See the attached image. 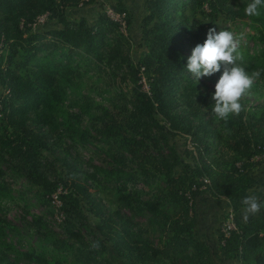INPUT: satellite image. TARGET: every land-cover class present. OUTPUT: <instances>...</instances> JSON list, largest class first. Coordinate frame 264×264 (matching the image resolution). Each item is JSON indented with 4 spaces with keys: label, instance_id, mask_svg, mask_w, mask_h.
<instances>
[{
    "label": "trees",
    "instance_id": "1",
    "mask_svg": "<svg viewBox=\"0 0 264 264\" xmlns=\"http://www.w3.org/2000/svg\"><path fill=\"white\" fill-rule=\"evenodd\" d=\"M94 1L0 0V147L15 155L29 151L23 149L30 136L27 121L43 122L57 112L64 82L81 61L97 74H125L132 86L124 92L123 119L140 135L130 149L138 159L132 176L152 188L145 199L136 190L119 188L116 199L134 213L148 214L164 233L152 240L122 208L104 210L93 196V184L68 162L61 209L85 218L79 202L84 198L100 219L95 238L100 248L92 250L93 241L71 227L67 233L72 241L55 238L53 242L70 250L81 264H114L102 254L105 240L131 264H211L209 243L193 232L194 203L208 191L224 196L233 212L243 206L253 180L247 169L255 164L254 156L264 157V108L252 119L244 118L241 111L230 115L227 123L218 120L212 111L213 95L204 92L187 71V48L204 43L212 21L192 28L185 8L194 10L203 0H144L139 37L146 48L136 61L130 54L131 39L119 21L103 12L89 23L82 12L77 18L66 12L67 7ZM208 6L213 18L233 13L229 0H208ZM118 11L126 12L128 23L126 7L120 4ZM45 12L61 26L34 29L33 23ZM252 18L264 23V10ZM141 73L148 92L139 82ZM169 133L188 137L192 148H184L183 153L192 163L183 162ZM149 146H157V154ZM181 163L184 168L175 175L173 168ZM34 177L43 200L50 203L56 183L41 173ZM234 219L236 226L228 235L220 232L222 253L235 258L233 264H264V209L246 223L235 213Z\"/></svg>",
    "mask_w": 264,
    "mask_h": 264
},
{
    "label": "rangeland",
    "instance_id": "2",
    "mask_svg": "<svg viewBox=\"0 0 264 264\" xmlns=\"http://www.w3.org/2000/svg\"><path fill=\"white\" fill-rule=\"evenodd\" d=\"M143 1L95 0L67 7L66 12L71 18H77L82 12L87 21L93 23L100 13L118 10L120 4L126 7L130 21H126L121 30L131 39L130 54L136 61L146 48L139 37L142 17L146 14ZM229 2L233 12L229 15L218 13L215 18L211 17L208 0H203L194 10L186 6L185 12L192 28L199 22L212 21V28L217 31H244L241 43L243 65L249 73L264 69V23L244 14L250 0ZM59 26L61 24L48 13L33 24L37 30ZM195 46H188L189 55ZM90 67L81 61L64 82L63 98L56 113L43 122L36 118L27 121L30 136L27 138L29 141L23 144V149L29 150L25 155H15L8 148L0 147V264H81L70 250L53 242L55 238L72 241L67 233L68 227L92 241L99 236L96 224L100 219L88 209L84 198L80 197L79 202L85 218H77L61 209L64 200L61 194L67 188L68 162L77 168L80 176L87 177L93 184V196L104 210L109 212L122 208L146 228L152 240H157L164 233L148 214L134 213L116 199L119 188L136 190L142 199L150 195L152 188L132 176L137 172L138 159L130 149L133 140L140 135L128 129L123 119L124 92H128L132 83L125 74H97ZM221 74L222 70L196 82L204 92L213 95ZM241 103L243 116L248 119L257 116L264 108V72ZM156 116L163 121L161 115ZM187 138L180 133H169L170 142L179 148L183 162L192 163L191 158L183 153L184 148H192ZM149 148L157 154V146ZM252 160L255 164L247 169L253 179L248 194H256L264 200V157L254 156ZM183 168L182 163L175 165L174 174H180ZM40 173L56 183L50 203H45L42 189L35 182L34 176ZM226 202L224 196H213L205 191L194 203L196 223L193 232L197 238L209 243L211 264L236 262L235 258L222 253L220 232L231 213L242 219L243 207L233 212ZM104 246L102 254L114 264H131L129 258L114 250L110 241L105 240Z\"/></svg>",
    "mask_w": 264,
    "mask_h": 264
},
{
    "label": "clouds",
    "instance_id": "3",
    "mask_svg": "<svg viewBox=\"0 0 264 264\" xmlns=\"http://www.w3.org/2000/svg\"><path fill=\"white\" fill-rule=\"evenodd\" d=\"M264 10V0H250L244 8L248 17H259ZM245 32L236 33L228 29L217 31L210 28L203 44H197L187 59L186 69L197 81L202 77H211L221 72L215 85L212 99L215 101L212 111L218 120L227 123L230 115H239L243 110L241 100L251 90L254 82L260 78L262 70L249 73L243 65L244 56L241 43ZM242 220L247 222L251 216L264 209V200L250 193L242 199ZM92 250L100 248V242L90 244Z\"/></svg>",
    "mask_w": 264,
    "mask_h": 264
},
{
    "label": "built area",
    "instance_id": "4",
    "mask_svg": "<svg viewBox=\"0 0 264 264\" xmlns=\"http://www.w3.org/2000/svg\"><path fill=\"white\" fill-rule=\"evenodd\" d=\"M106 13L108 15H110L112 18L119 21L120 22V28L122 30L124 29V25L126 24V19H125L126 12L125 11L120 12L118 10H115V11L108 10V11H106ZM46 14H47L46 12L42 13L37 18H40ZM139 82H141L142 88L148 92L149 91V85H148L147 79L143 73L140 74ZM235 226L236 225H235L234 214L231 213L230 218H228L226 220V222L224 223V225L222 226L223 235H228L230 233V231L235 228Z\"/></svg>",
    "mask_w": 264,
    "mask_h": 264
},
{
    "label": "crops",
    "instance_id": "5",
    "mask_svg": "<svg viewBox=\"0 0 264 264\" xmlns=\"http://www.w3.org/2000/svg\"><path fill=\"white\" fill-rule=\"evenodd\" d=\"M249 188H250V187H249ZM247 195H248V194H247ZM227 202H228V201H227ZM227 202H226V204L228 205V207H230V206H229V203H227ZM242 207H243V206H242ZM230 208H231V207H230ZM230 208H229V209H230ZM194 227H195V225H194Z\"/></svg>",
    "mask_w": 264,
    "mask_h": 264
}]
</instances>
